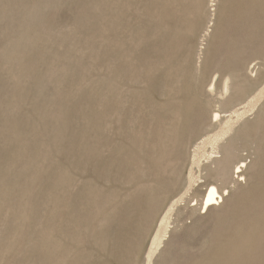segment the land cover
Instances as JSON below:
<instances>
[{"label": "rangeland", "instance_id": "obj_1", "mask_svg": "<svg viewBox=\"0 0 264 264\" xmlns=\"http://www.w3.org/2000/svg\"><path fill=\"white\" fill-rule=\"evenodd\" d=\"M0 264H264V0H0Z\"/></svg>", "mask_w": 264, "mask_h": 264}, {"label": "bare ground", "instance_id": "obj_2", "mask_svg": "<svg viewBox=\"0 0 264 264\" xmlns=\"http://www.w3.org/2000/svg\"><path fill=\"white\" fill-rule=\"evenodd\" d=\"M223 86H224V88H227L228 87L227 83H224ZM214 118L215 119H220V114L218 112H214ZM225 131L223 133H225ZM218 140H219V136H217L215 138V141H218ZM217 160H219V158H211L210 161H209V163H211V164L212 163H215ZM244 166H246V165H244V162L243 161H241V164L240 165H235V167H234L235 170H233V173L235 174L234 178H237V177L243 175L242 173H243L244 170L242 169V167H244ZM229 169H230L229 164L228 165H225V166L219 167L216 176L219 177V178H225L228 181H230V183H231L232 182V180L230 179L231 172L229 173ZM225 191L226 190H223L224 193L223 192H219L218 191V188H217V186L215 184H213V183L212 184H209L206 187V190L204 191V194L202 196L200 207L206 210L207 208H209L213 204L218 203L219 201H221L223 199V196L225 194H227V192H225Z\"/></svg>", "mask_w": 264, "mask_h": 264}]
</instances>
